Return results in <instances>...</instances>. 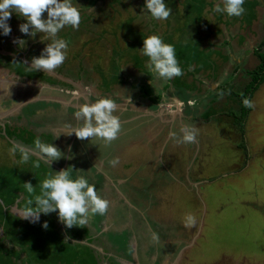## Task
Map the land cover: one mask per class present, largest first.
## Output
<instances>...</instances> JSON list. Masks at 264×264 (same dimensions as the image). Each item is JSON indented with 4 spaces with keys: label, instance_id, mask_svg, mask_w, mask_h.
I'll use <instances>...</instances> for the list:
<instances>
[{
    "label": "rangeland",
    "instance_id": "obj_1",
    "mask_svg": "<svg viewBox=\"0 0 264 264\" xmlns=\"http://www.w3.org/2000/svg\"><path fill=\"white\" fill-rule=\"evenodd\" d=\"M145 2L71 0L81 13V23L78 30L66 26L58 33L57 38L68 43L67 57L51 73L30 69L32 58L39 57L51 42L45 34L21 33L19 25L27 21L16 12L8 20L10 35H3L0 29V264L85 262L78 259L84 254L66 242L70 239L66 236V226L60 230L48 215H43L38 223L20 218L19 208L23 202L26 205L21 198V193H25L23 184L28 179L33 181L38 195L39 184L49 178L50 167L42 159L39 163L35 155L28 163L17 164L20 154L13 156L9 150L15 143L32 148L30 144L37 137L48 143L51 137L43 131L48 127L53 128L50 134H62L57 140L70 138L75 133L68 134L81 125L75 112L83 104L100 98H111L122 111L135 105L141 109L124 118L136 120L131 125L134 128L139 124L142 141L150 145L148 149L144 144L126 141L124 145L132 148L125 153L118 149L120 161L116 166H112V160L108 162L115 170L124 167L121 163L124 159L130 160L127 169L130 171H136L132 161L139 156L146 167L152 157L158 161L169 133H179L182 126H191L197 132L190 146L178 143L169 135L171 149L178 152L179 162L188 160L181 172L190 171L191 178L186 179L182 188L181 181L174 176L169 179L156 172L159 185L154 187V205L148 212L155 221L172 225L171 230L167 229L171 237L184 240L186 247L178 244L176 250L183 256L181 264L190 261L191 264L220 261L219 264H264V86L252 98L254 107L244 120V130L237 122L243 108L237 104L241 102L232 104L227 98L229 105L221 107L226 102L221 103L224 100L221 97L212 111H204L205 101L213 103L215 96L223 94L229 84L235 92L245 90L250 79L244 69L257 65L256 51L262 49L264 0H245L246 11L241 17L214 12L218 0H165L172 15L163 21L151 18ZM43 18L47 19V13ZM151 35L174 45L182 76L164 81L149 71L148 57L142 55L141 49L144 39ZM197 82L208 90L204 98L194 101L195 109L202 111L180 113L176 110L179 104L175 92L183 94L178 89L184 86L191 96L196 95L197 90L191 87L197 86ZM214 83L217 86L212 90ZM230 95L227 97L232 98ZM62 128L70 131L63 132ZM127 136L129 139L130 135ZM102 142L88 138L81 140L80 145L95 151L100 158L106 154L103 146L122 144V138L100 145ZM35 163L40 166L34 167ZM35 175L34 181L31 177ZM172 206L182 211H168ZM188 215L194 217L193 224L186 225ZM45 222L47 229L43 227ZM80 230L74 233L75 237L81 235Z\"/></svg>",
    "mask_w": 264,
    "mask_h": 264
},
{
    "label": "crops",
    "instance_id": "obj_2",
    "mask_svg": "<svg viewBox=\"0 0 264 264\" xmlns=\"http://www.w3.org/2000/svg\"><path fill=\"white\" fill-rule=\"evenodd\" d=\"M259 62L260 61L258 60L257 65L259 64ZM257 65H255V67ZM254 68H245L246 70L244 69V71L245 73H247L248 70H252ZM246 77L248 76L246 75ZM250 80L247 82V85ZM263 84L264 82L261 84L262 86L260 85L259 88L254 92L253 96L257 91H261L264 86ZM198 85L191 87L192 89L195 88L197 90V94L193 96L190 95L191 91L187 90V88H185L184 86H181V88L179 89L176 88L180 91H183V94L175 92L178 90H173L178 96L176 98V102L179 105H177L176 110H180V113L182 114H185V112L187 111H202L200 108L195 109L194 101L197 98L206 96L208 90L206 89V85L202 84L201 82H199ZM215 86L217 85L214 83L211 89L213 90V87ZM215 89V91L218 90L217 87ZM232 90V92H225L224 90L223 94L215 96V101L213 103H209L210 101L208 100V102L205 101L207 108H205L204 111L206 110L207 113H209V111H212L216 106V103L220 102L216 100L221 97H224V100H222L221 103L226 101L224 104H221V107L225 104L229 105V100H231L230 102H232V104L233 102H241L240 104H237L238 108L241 109L243 104L242 99L235 93H244L245 90L242 92H235L233 86ZM229 93H233V95H230ZM180 95L185 96L182 97ZM227 95L232 96V98L227 97ZM174 97L175 95L173 94L172 98L174 99ZM0 100L2 99L0 98ZM71 106L74 107L75 105L71 104ZM119 107L121 106H117L116 111L120 112L114 114L119 118L121 124V130L119 132L120 136H118V140L122 138V144H113V146L108 145L111 146L110 148L107 146H103V151L106 153L105 156L103 155L104 157L102 156L99 158L95 155V151H89L84 144L80 145L81 140L78 139L75 134H73L70 138L65 137L64 139L61 138L60 140H57V138L62 137V134H60V132L56 133V135H52L50 134V131L53 128L48 127L46 129H43V131H46L48 133V136L51 137L50 141L46 144H53L62 153V157L59 160L53 161L51 163V166L48 165L50 168L47 170V176L50 177L51 175H54L57 172V169H60V171L69 169L73 179H75L74 177H77L79 173L86 179H88L90 184L95 185L99 196L109 201V208L107 213L102 216H93L90 219L88 226H73L71 229L67 228L66 236L70 239L66 240V242L71 243L76 250L84 254V256H80L78 258L83 259L81 262L85 261L82 264H94V261L99 264H181V259H183V256H181V254H177L176 250L178 248V244H184V240L177 237H171V233L169 230L172 229V225L167 224L166 222H160L158 220L155 221L151 216L148 215V212H151L154 205V199H152L156 196L154 193L156 189L154 187L159 185V180H155L156 177L154 176V174L157 172L160 176L164 175L169 179L171 178L170 176H174L175 180L178 179L179 181H181V186L182 188H184L183 184L185 183L186 179L191 178V176H188L190 174V171H186V173H184L181 172V169L187 167L188 160L183 159L182 163L179 162L180 159H178V152L176 151V149L172 151L169 140L170 138L168 135V138L162 144L163 155H159L161 158L158 161L156 160V158L152 157L151 164H148V166L146 167L145 162L143 161V159H141L142 157L139 156L136 161H132L134 162L135 167H137L136 171L127 170L130 160L124 161L125 159L121 161L124 167H119L118 170L113 169L111 165L108 164V162L114 159H118L120 161V159L117 158V154H119L118 149H120L121 151L124 150L125 153L128 148H132L131 145H126L132 143L144 144V146L148 149L150 146L146 144V140L142 141L143 137H141L140 135H142L143 132L142 128L139 129V124L134 128V125H131L136 120H132V118H124L127 115L131 114V112H138L141 111V109L136 108L137 106L135 105V107H130L128 109L123 108L122 111V109ZM174 110L166 109V111ZM79 126L81 125L79 124L77 128ZM175 128L178 130L180 127L177 126ZM65 129L66 131H70L67 128ZM65 129L62 131L65 132ZM56 130L59 131L58 129ZM122 130L123 132H121ZM122 134H126L128 136L130 135L131 137L129 136V139H127L125 137L126 135L124 136ZM125 142L127 143L126 145H124ZM104 143L102 142L100 145H104ZM185 144L187 146H190V143ZM30 145H32L30 147H34V143ZM34 155L37 158V161L41 163L39 154ZM175 159L176 161H178L177 164H179L177 168ZM58 165H63V167L60 168ZM53 169H56V171H53ZM179 171L181 173H184L185 175L180 174ZM31 178L35 181V178H37V176L35 175V177ZM15 183L17 182L15 181ZM102 189H104L103 193L100 192L103 191ZM197 190H199V188ZM169 191L171 192L172 188H170ZM23 204V206H19V209H21V211L26 206L24 202ZM168 211L180 213L182 209H175L173 207ZM43 215L44 214H41L40 220L45 217ZM48 216L54 219H52V221L58 224L57 228H60V230L62 227H65V225L59 221L58 213L55 214V212H53L48 214ZM78 228L81 229V235L79 237H75L74 233H76ZM60 230L59 233L61 235L62 232ZM154 236L158 237V240H155L153 238ZM65 238L66 237H64V239ZM91 243H94V246H91ZM185 244H187V242ZM190 245H192L191 242ZM183 247L186 246L183 245ZM220 262H214V264H219ZM189 263L191 264L193 262L190 261Z\"/></svg>",
    "mask_w": 264,
    "mask_h": 264
},
{
    "label": "clouds",
    "instance_id": "obj_3",
    "mask_svg": "<svg viewBox=\"0 0 264 264\" xmlns=\"http://www.w3.org/2000/svg\"><path fill=\"white\" fill-rule=\"evenodd\" d=\"M244 4L245 0H218L213 11L229 17H241L246 11ZM145 8L155 20H168L172 15V9L166 5L165 0H146ZM12 12H16L27 21L19 25L21 33L32 36L43 33L51 41L47 43L39 57L32 58L30 69L42 70L45 73L54 72L64 63L68 49L67 41L57 38L58 33L66 26L79 29L81 23L79 9L73 6L71 0H0V29L5 36L10 35L12 31L8 24ZM45 13L47 19L43 18ZM141 53L148 57V69L157 79L170 81L183 75L174 45L165 43L160 36L151 35L145 38ZM242 103L245 108L254 107L249 98H243ZM116 110L117 104L111 98H100L94 103L83 104L74 114L82 124L68 135L74 132L81 140L92 138L111 143L121 130L119 118L114 114ZM169 135L178 143H193L197 132L191 126H182L179 133L171 132ZM9 151L13 156L17 152L20 154L17 164L28 163L34 154H39L40 159L49 166L62 157L57 147L42 142L39 137L35 139L32 148L15 143ZM118 162V159H114L110 163L114 167ZM39 166V163L34 164L36 168ZM23 187L25 193H21V198L26 201V206L18 215L31 223H38L41 214L48 215L58 211L59 221L66 228L86 227L93 216L105 215L109 208V201L98 195L94 184H90L88 179L79 173L73 179L69 169L61 170L44 179L39 184L38 195H35V187L31 182L24 183ZM194 222L195 219L191 215L185 219L186 225ZM43 227L48 228L47 222ZM153 238L158 240L156 236Z\"/></svg>",
    "mask_w": 264,
    "mask_h": 264
},
{
    "label": "trees",
    "instance_id": "obj_4",
    "mask_svg": "<svg viewBox=\"0 0 264 264\" xmlns=\"http://www.w3.org/2000/svg\"><path fill=\"white\" fill-rule=\"evenodd\" d=\"M262 49L260 51H256V55L259 58V64L252 70H248L246 75L250 77V82L248 83L246 90L244 93H235L243 98H249L251 100L254 92L259 88V86L264 82V38L261 42ZM225 92H232V85L229 84L225 89ZM242 111L240 117H238V124H240L241 129L244 130V120L249 115L251 108H245L242 104ZM242 115V116H241Z\"/></svg>",
    "mask_w": 264,
    "mask_h": 264
},
{
    "label": "flooded vegetation",
    "instance_id": "obj_5",
    "mask_svg": "<svg viewBox=\"0 0 264 264\" xmlns=\"http://www.w3.org/2000/svg\"><path fill=\"white\" fill-rule=\"evenodd\" d=\"M76 92L79 94V91L78 90H76ZM5 94H9V92L6 90V92H5ZM70 94H72V93H70ZM7 95L5 96V97H7ZM9 111H10V109H9ZM14 111V110H13Z\"/></svg>",
    "mask_w": 264,
    "mask_h": 264
}]
</instances>
